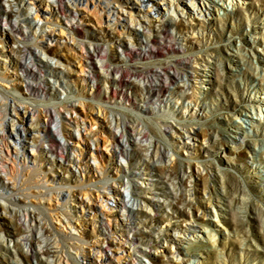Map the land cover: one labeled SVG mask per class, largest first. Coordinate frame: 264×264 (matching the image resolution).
<instances>
[{
  "label": "rangeland",
  "instance_id": "1",
  "mask_svg": "<svg viewBox=\"0 0 264 264\" xmlns=\"http://www.w3.org/2000/svg\"><path fill=\"white\" fill-rule=\"evenodd\" d=\"M55 1L50 0V4L47 0L43 1L45 7L48 4L51 6L45 8L44 13L34 8L23 11L37 29H51V24L58 29L57 40L38 44L45 53L38 51L29 39L27 53L23 56L13 53L22 44L15 43L5 33L18 34L24 30L28 38L34 29L29 28L21 16V1L0 0V38L6 40V43L0 42V88L9 90V82L18 80L21 83L17 86L28 104L39 98L65 101L69 108L67 111L60 105V113H55V119L49 121V128L58 140L52 141L45 136L40 139L39 151L28 149L30 160L29 165L23 167L24 170L18 168L14 160L2 159L1 152L5 153L6 150H0V258H5L4 264H48L53 257H41L40 248L51 242L64 255L69 251L75 255V250L70 249L72 242L82 243L86 249L100 246L95 242L96 238H101L102 243L105 240L115 246H120L122 242L126 245L127 236H117L126 233L129 228L132 229L133 243L132 254L127 257L131 264H182L179 260L170 262L173 258L163 252L162 245H173L174 241L184 246L180 247L184 251L181 252V256L185 257L183 264H264V24L258 17L262 13L264 0L240 1V5L231 7L230 11L218 9L217 18H210L195 36H188V39L183 38L187 32L183 21L186 17L172 9L166 12L169 20H165L166 23L161 26L162 30L168 29L166 35L159 33L158 28L144 35L143 24L123 20V25L127 26L120 24L118 29H127L131 34V47L116 32L115 25H112L114 21L109 22L107 15H103V21H99L100 10L95 11L91 6L89 11L82 9L81 15H77L63 11ZM110 1L121 2L123 6L128 2ZM147 1H152L162 10L168 9L160 0ZM55 13L58 17H55ZM73 20L76 23L71 30L75 39L68 42L67 36L59 31L58 24L67 27ZM170 46L174 50L169 56L164 52ZM235 47H240L241 51L238 59L233 60L231 53ZM92 53L103 56L97 62L98 67L103 64L106 71L118 76L121 87L117 89L116 96L114 87L107 82V78L99 76L97 67H87V64H91L87 61ZM157 54L164 57L160 63L156 59ZM197 55L204 56L200 68L208 81L197 84L202 104L194 107L190 97L192 90L178 88L171 83L167 74L181 78L184 73L182 65L194 62ZM40 59L65 71L64 76L47 74L45 77L30 78L23 65L29 63L39 71L42 65ZM159 71L168 90H175L178 94L170 95L169 91H165L170 95L166 101L157 94L147 100L143 86L155 82V72ZM26 85L41 88L43 92L32 94ZM122 91H125L124 94ZM141 102H151L148 105L152 110L144 117L147 122L155 121L161 125L158 120L168 116L173 128L177 129L179 125L192 127L200 133L201 138L192 147L177 144L172 129L164 127L162 130L172 143L160 139L159 151L153 158L143 149L116 143L115 139L122 133L130 136L125 126L134 124L133 119L138 115L135 105ZM96 103H102L110 116L118 117V124L104 128L100 141L88 139L84 142L79 139V132L71 117H77L80 124H85L88 129L97 130L92 112ZM187 106L192 110H187ZM241 110H250L258 122L253 124L248 119L238 117ZM235 121L246 133L239 142H232L230 136ZM65 130L74 133V136H64ZM70 138L76 141L72 143ZM105 139H109L111 145L106 144ZM167 149L170 152H165ZM38 152L41 159L38 164L43 170H38L39 165L35 166L31 161ZM71 157L73 162L69 160ZM147 159H152V163L160 167H156L153 180L145 186L151 189L134 194L131 192L132 185L145 176L142 173L138 174L139 178L134 176L135 163H147ZM43 161L47 163L42 164ZM78 162L81 167L75 165ZM167 163H172L174 168H166ZM39 174H48V177L55 179L59 190L84 188L92 193L83 207L87 210L84 220L75 221L77 230L62 227L57 219L62 218L63 210L57 204L62 199L46 196L39 200L36 197ZM15 182L28 187L32 195L28 197V202L20 200V204L11 206L9 197L15 192L12 187ZM115 182L124 186H120L122 199L117 201L120 207L111 210L100 195L104 186ZM155 182H159L162 188L155 192L158 197L152 198ZM191 188L195 189V201L202 206L201 210L189 206L185 200L183 193ZM42 190L45 188L42 187ZM123 200L127 207L139 213L150 203L158 202L160 207L152 212L151 221L143 220L135 225L129 211L121 207ZM63 208L74 213L73 205ZM83 209L76 213V218L82 216ZM33 215H39L43 225L45 223L52 229L46 237L42 236V226L36 220L31 221ZM190 216L198 231L182 236L176 228L186 224L184 218ZM167 222L174 224L168 226ZM14 223L22 227L28 223L30 231L16 235L13 232ZM139 233L151 238L149 242L139 244L135 239ZM73 236L79 239L70 238ZM212 237L216 243L210 241ZM109 260L108 264H119L114 255L110 254ZM78 261L85 263L82 258H78ZM68 262L78 263L72 258ZM91 264H103L102 253L93 256Z\"/></svg>",
  "mask_w": 264,
  "mask_h": 264
},
{
  "label": "bare ground",
  "instance_id": "2",
  "mask_svg": "<svg viewBox=\"0 0 264 264\" xmlns=\"http://www.w3.org/2000/svg\"><path fill=\"white\" fill-rule=\"evenodd\" d=\"M22 2L23 7L20 9L22 11L21 16L24 17L25 23L28 25L29 28L34 29L33 34L30 33L29 37L27 32L23 30V32H18V34L15 33H5V36L12 37L15 43L22 44V47H17L13 50V53H17L18 55H26L28 47H29V39L37 46V50L45 53V50L42 47H39L38 44H47L48 42L57 40V28H54L55 25L51 24L53 28L51 29H37L35 23L33 20L26 16V14L23 13L24 10H28L30 8H34L35 11H39L41 13L45 12V8H51L50 0H47L48 6L45 7L43 4L44 0H27L26 2H23L24 0H19ZM49 1V2H48ZM162 1L161 4L165 5V7H168L167 11L162 10V8L156 7V5L152 1L147 0H128L125 6L121 5V2H111L110 0H56L58 4H60V8L64 10H68L70 13H76L77 15H81L82 9H86V11L90 10V7L92 6L95 11H101L99 21H103V15H107V20L109 22L114 21L112 25H115L114 28L116 32H119L121 38L129 47H131L132 39L130 33L126 31H119L118 26L121 24V26H127L123 25V20L140 23L144 26L145 34H151L150 31L153 30V28H158L159 33H163L166 35L168 33V29L162 30L161 26L165 22V20H169L166 17V12L168 13L169 9L175 10L176 13H178L181 16L186 17L184 21L186 34H184L183 38L188 39V36H195L199 31L201 26H205V24L208 22L210 18L216 19L218 16V9L223 8L227 11L231 10V7H235L240 5V1L242 2H248L249 0H178V2H174V0H160ZM239 4H238V2ZM171 5V6H170ZM58 6V5H57ZM166 9V8H164ZM170 11V10H169ZM220 14V13H219ZM55 17L56 13H55ZM160 17V18H158ZM259 19L263 20L264 24V6L262 13L259 14ZM183 19V18H182ZM50 22V21H49ZM173 22V21H170ZM51 23V22H50ZM75 21H71L67 27H64L60 24L59 25V31L62 34H65L66 41L72 42L75 37L73 35V31L71 30L73 26H75ZM166 23V22H165ZM128 24V23H127ZM129 29V28H128ZM172 29V28H171ZM149 32V33H147ZM159 35V34H158ZM161 36V35H160ZM158 37V36H157ZM145 40V39H144ZM1 43H6V40L4 38H0ZM177 42V41H176ZM150 45H148L149 47ZM170 48V49H169ZM167 47L165 50V54L172 53L171 50H174V47L170 46ZM145 50H149L145 48ZM241 48L235 47L233 48V52L231 53V58L233 60L238 59L240 55ZM151 53V52H150ZM173 54V53H172ZM7 55V54H6ZM38 56V55H37ZM102 54H94L92 53L89 55V59L87 62H91V64H87V67H97V72L99 76L104 77L107 82H110L111 85L114 87V95L116 96L117 89H120L121 85L119 84L118 76H113L109 71H106V68L103 67L102 64L100 67L97 66V62H100L102 60ZM172 57V56H171ZM209 59V57H206ZM156 59L158 63L160 61L164 60V57H161L160 54L156 55ZM172 59V58H171ZM210 60V59H209ZM213 60V59H212ZM211 60V61H212ZM204 61L203 55H197V58L194 60V62H185L182 65V69L184 71L183 76L178 79L175 76L168 75L171 83H174L178 86V88L183 87L186 89L192 90L191 92V101L196 107L197 105L202 104L201 97L197 93V87L199 82H206L208 81L207 78H204V75L201 71L200 65L201 62ZM33 62V61H32ZM41 67L39 71H36L29 63H26L23 65L24 71L27 73V75L30 78H40L45 77L47 74L53 75V76H59L62 77L65 74V71L58 70L52 63L49 61L44 62L42 59H40ZM168 63V62H167ZM166 63V64H167ZM182 63V62H181ZM34 64L37 65V63L34 61ZM162 65V64H161ZM217 69V68H216ZM219 70V69H218ZM262 74L264 77V68H262ZM156 75V81H149L150 83H146L143 86L144 96L147 100L151 98L153 94H157L160 96L161 99L165 100L168 99L170 95L173 93H177L175 90H168V85L161 76L163 75L162 72H155ZM150 80V79H149ZM11 88L9 90H4L0 88V150L6 152H1L2 159L7 158L9 160H14L18 168L23 169V167L26 168L27 165H29L30 156L28 149L39 151L40 147V139L42 137H49L52 139V141L58 140V137L55 135V133L50 130L49 128V121H52V119H55V113H60L59 106H64L67 111H69V108L67 106V103L65 101L62 102H55V101H46L40 100L39 98L34 102L31 101V105L27 103L26 97L21 93L20 88L17 86V84H20L21 82L18 80H12L9 82ZM23 84V83H22ZM176 88V89H178ZM26 89H28L29 92L32 94H38L39 92H43V90L36 89L32 85H26ZM165 91H169L171 94L164 93ZM125 91H122V94H124ZM46 94V93H45ZM178 94V93H177ZM176 96V95H175ZM174 96V97H175ZM177 100H180L177 98ZM80 101V100H78ZM166 101V100H165ZM83 103L82 101H80ZM151 103V102H148ZM148 103H137L135 105V109L138 113L137 117L133 119V125L129 124L126 127L127 132L129 131L130 136H125L124 133L120 135V137L115 139L116 143H121L123 145H133L136 147V149H143L144 152H147L148 154L151 153V158H153L154 155H157V152L159 151V141L162 139L165 143L171 142L169 137L166 135V133L162 130L164 127H169L173 131V137H175V143L187 145L188 147H192L194 145L193 143L200 139V133L194 128H188L185 126H178V128H173L172 124L168 120V116L163 117L162 119L158 120L161 122V125L158 124V122H147L144 117L152 110V107L148 105ZM187 110H192V107L190 106L186 107ZM93 120L94 123L97 125L98 129H88L86 125L80 124L77 117H71V120L75 122L76 129L79 132V139L87 142L88 139H93L96 141H100V135L105 132L104 128H112L115 123H117L116 118L114 116H110L107 109L102 103H96L95 108L93 109ZM186 116V115H185ZM238 117L248 119L249 121L256 123L258 122V119L252 115L250 110H241L238 113ZM56 121V120H53ZM118 124V123H117ZM126 125V124H125ZM119 126V125H118ZM232 131L230 132L231 141L232 142H239L242 138L245 137L246 133L245 131L238 127V124L236 121L232 124ZM159 132V133H158ZM112 134V133H111ZM161 137H160V135ZM64 136H74V133L65 130L63 131ZM72 143H74L76 140H73L70 138ZM206 139V138H204ZM109 139H105V143L110 144ZM131 143V144H130ZM111 145V144H110ZM192 149V148H191ZM165 152H170L169 149H167ZM167 154V153H166ZM39 152L38 154L31 159L35 163V166H38L39 159ZM40 157V156H39ZM48 157V156H47ZM72 157L69 158L70 161L73 162ZM149 160L147 163L144 162H138L135 163L136 167L133 170L134 176L139 178L138 174L142 173L145 174L143 177V180L137 179L135 181V184L132 185V193H138L143 192L144 190H150L151 188H146L145 186H148L149 182L153 180V172L156 169V167H160L158 164L152 163V159ZM47 163L46 161H43L42 164ZM77 166H80V162L75 164ZM81 167V166H80ZM37 168V167H36ZM166 168L171 169L174 168L172 163H167ZM38 170H43L40 165L37 168ZM51 171H54L50 167ZM24 170V169H23ZM52 176V175H51ZM264 180V177H263ZM20 182V181H19ZM156 185L154 187V190L151 191V194L153 195L152 198L158 197V195L155 194L157 189H161L162 186L159 184V182L153 183ZM120 186H124V184H121ZM120 186L115 183H109L108 185L104 186V191L100 195L102 201L108 205V207L111 210H115L117 207H120L117 203L118 199L121 198V188ZM13 189L15 192L13 195L9 197V205H16L20 204V200L23 202H28V197H30L31 191L28 190V187H23L20 183L15 182L13 183ZM38 190L37 198L39 200H43L46 198V196H49L50 199H62V202H58L57 204L60 205V208L62 211V218H57L60 222L62 227L69 226L73 230L78 229V225H76L75 221L78 220H84V215L87 213V210L83 209L85 206V201L90 197V194H92L87 189H69V190H59V187H56V180L48 177V174H39L37 185ZM42 187L45 188V190H42ZM145 187V189H144ZM82 188V187H81ZM159 191V190H158ZM150 193V192H148ZM185 196V200L187 204L191 207H196L201 210L200 205H197L196 203V193L195 189L191 188L189 191L183 193ZM2 205V204H1ZM74 206L72 209V212H68L64 210L63 206ZM125 210L129 211V216H132V220L134 221L135 225H137L139 222H142L143 220L151 221L152 218V212L159 209L160 205L158 202L150 203L145 205V209L143 212L139 213L138 211H135L134 209H130L126 206V202L123 200L122 206ZM13 208V207H12ZM84 210L81 217L76 218V213L80 212V210ZM91 214V213H90ZM135 216L137 218H135ZM191 218H184V221L186 224L179 225L178 231L181 233L182 236L188 235V233L196 232L198 231L197 226H195V221ZM96 220L95 217H92ZM36 220L40 227L42 226V236L46 237L52 229L49 228V226L43 225L40 220L39 215H33L31 221L34 222ZM94 220V222H95ZM87 222V221H85ZM87 224V223H86ZM174 223L167 222L168 226H172ZM14 227V233L16 235H21L23 232L30 231V228L28 227V223H26V227H22L18 223L13 224ZM54 229V228H53ZM202 230H205L202 228ZM206 231V230H205ZM3 233V231H2ZM72 234V233H71ZM132 229H127L126 233H120L117 237H124L127 236L126 242L128 244H124L123 242L120 243V246H115L112 243L108 244L107 241L104 240L102 243L101 238H96L95 242H97V245H100L95 248L86 249L83 244L81 243H71L70 249L75 250V255L69 252H65V255L63 252L54 245L53 242L46 243L44 247L40 248V252L42 254L41 257H53L52 262H48V264H70L68 260L70 258L73 259V261L78 262L77 264H82L78 261V258H82L85 263L84 264H91L93 256L97 255L98 253H102L103 256V264H108L109 255H114L115 259L119 264H131L129 261L128 255L132 254V243L133 240L131 238ZM136 240L140 244L148 243L151 238H148V236H144L143 234L139 233L136 234ZM73 240L79 239L78 236L70 237ZM182 238V237H181ZM40 239V238H39ZM105 239V238H104ZM188 239V238H187ZM81 240V239H80ZM38 241V240H36ZM174 241V238L172 239ZM210 241H213L212 243H216V240L212 237L210 238ZM53 243V244H52ZM181 242L176 243V241L172 244H163V252L167 253L169 257L173 258L170 260V262L174 260H179L180 263L183 264V260L185 259L184 256H181V252H184L180 247ZM184 245V244H183ZM69 249V250H70ZM142 252L143 250L140 248L139 250ZM167 251V252H166ZM25 253L24 251H22ZM26 255V254H25ZM5 258H0V264H4Z\"/></svg>",
  "mask_w": 264,
  "mask_h": 264
},
{
  "label": "built area",
  "instance_id": "3",
  "mask_svg": "<svg viewBox=\"0 0 264 264\" xmlns=\"http://www.w3.org/2000/svg\"><path fill=\"white\" fill-rule=\"evenodd\" d=\"M184 90V89H183Z\"/></svg>",
  "mask_w": 264,
  "mask_h": 264
}]
</instances>
